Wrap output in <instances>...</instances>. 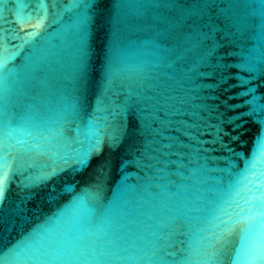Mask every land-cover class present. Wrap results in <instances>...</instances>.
<instances>
[{"label": "water", "instance_id": "95a60500", "mask_svg": "<svg viewBox=\"0 0 264 264\" xmlns=\"http://www.w3.org/2000/svg\"><path fill=\"white\" fill-rule=\"evenodd\" d=\"M0 184V264H264V0H0Z\"/></svg>", "mask_w": 264, "mask_h": 264}, {"label": "snow or ice", "instance_id": "6c2138e0", "mask_svg": "<svg viewBox=\"0 0 264 264\" xmlns=\"http://www.w3.org/2000/svg\"><path fill=\"white\" fill-rule=\"evenodd\" d=\"M37 19L39 20L40 18L38 17ZM42 26H43V24L41 22L40 27H42ZM37 31H38V28H33L32 34L35 35ZM2 187H3V185L0 184V188H2ZM262 225H264V224H262ZM262 248H264V233H262L261 235H259L257 237H252L251 242L243 248V252L245 254H249V255L256 254V253L260 252Z\"/></svg>", "mask_w": 264, "mask_h": 264}]
</instances>
